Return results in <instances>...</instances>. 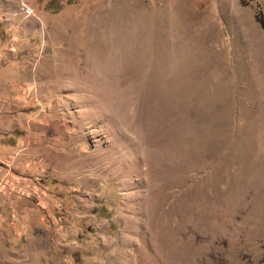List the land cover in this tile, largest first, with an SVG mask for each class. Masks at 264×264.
I'll list each match as a JSON object with an SVG mask.
<instances>
[{"label": "rangeland", "instance_id": "rangeland-1", "mask_svg": "<svg viewBox=\"0 0 264 264\" xmlns=\"http://www.w3.org/2000/svg\"><path fill=\"white\" fill-rule=\"evenodd\" d=\"M0 264H264V0H0Z\"/></svg>", "mask_w": 264, "mask_h": 264}, {"label": "trees", "instance_id": "trees-1", "mask_svg": "<svg viewBox=\"0 0 264 264\" xmlns=\"http://www.w3.org/2000/svg\"><path fill=\"white\" fill-rule=\"evenodd\" d=\"M258 18H259L260 23L262 24L263 23L262 17H260V15H259Z\"/></svg>", "mask_w": 264, "mask_h": 264}]
</instances>
